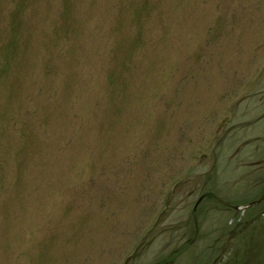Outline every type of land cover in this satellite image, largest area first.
<instances>
[{
    "label": "rangeland",
    "instance_id": "374dc122",
    "mask_svg": "<svg viewBox=\"0 0 264 264\" xmlns=\"http://www.w3.org/2000/svg\"><path fill=\"white\" fill-rule=\"evenodd\" d=\"M0 264H264V0H0Z\"/></svg>",
    "mask_w": 264,
    "mask_h": 264
}]
</instances>
